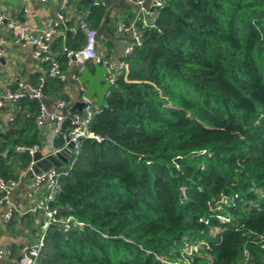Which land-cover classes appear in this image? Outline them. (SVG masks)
I'll use <instances>...</instances> for the list:
<instances>
[{
	"label": "trees",
	"instance_id": "trees-1",
	"mask_svg": "<svg viewBox=\"0 0 264 264\" xmlns=\"http://www.w3.org/2000/svg\"><path fill=\"white\" fill-rule=\"evenodd\" d=\"M80 4L96 30L104 7ZM161 4L91 117L100 139H83L60 177L54 204L81 225L48 226L36 264H264V0ZM82 41L77 29L65 46ZM48 83L62 84L45 79L42 96ZM22 101L33 127L39 103ZM19 135L1 139L3 180L15 177L5 158L29 161L12 146L34 135ZM198 240L208 248L180 254Z\"/></svg>",
	"mask_w": 264,
	"mask_h": 264
},
{
	"label": "crops",
	"instance_id": "crops-1",
	"mask_svg": "<svg viewBox=\"0 0 264 264\" xmlns=\"http://www.w3.org/2000/svg\"><path fill=\"white\" fill-rule=\"evenodd\" d=\"M143 1L144 7H147L150 0ZM60 2L61 0L45 2L33 0L28 3H23L21 0H0V10L5 17L0 25V39L3 40L0 44V94L6 90H15L18 82L25 86H35L38 76L46 69L45 63L32 57L34 49L32 46L14 41V32L9 28L10 21L23 22L35 30L45 29L56 22L48 53L51 56L57 55L61 47L65 46L70 37L76 33L77 20L88 10L80 4V0H68L63 10ZM23 7H26L25 12L22 11ZM104 9L105 14L101 23L103 31L95 42V50L109 63L117 64L123 56V47L130 41L129 33L119 31L118 25L132 18L137 12V7L134 0H107ZM60 13L61 21L56 19L57 14ZM82 65H87L89 70H92L91 62L68 64L65 61L62 69L66 78L61 81L60 89L53 90L49 83L46 85L41 103L47 111H53L55 100L60 98L65 101L67 115L80 112L78 102L83 99L84 84H80L77 77ZM73 73L76 75L75 78L71 77ZM11 111L14 113V118L12 121H7V114ZM31 114L33 109L30 101L5 103L0 108V143L2 137L9 133L14 138L20 134L19 137L23 139L30 138L33 134L35 143L42 146L47 130L45 127L38 128L35 124L31 127L26 122V118ZM8 147L9 145L0 155L4 156V150ZM4 160L13 170L17 186L10 194L12 215L7 222H2L1 216L8 205L0 203V248L10 249L8 256L0 257V264H17L21 247L38 240L40 236V227L43 224L41 215L37 212H24L39 199L40 192L33 188L31 174L26 170L27 164L21 167L19 159Z\"/></svg>",
	"mask_w": 264,
	"mask_h": 264
},
{
	"label": "built area",
	"instance_id": "built-area-1",
	"mask_svg": "<svg viewBox=\"0 0 264 264\" xmlns=\"http://www.w3.org/2000/svg\"><path fill=\"white\" fill-rule=\"evenodd\" d=\"M23 3H28L33 0H21ZM39 2H45L47 0H34ZM107 0H89L91 5L105 6ZM68 0H61L60 7L62 10L65 8ZM143 0H134L137 7V12L126 23L118 25V30L128 32L130 35V41L123 47V56L128 55L135 45L139 44L140 29L138 27L150 28L154 25L157 9L161 7V0H150L147 7H144ZM22 11H26V7L22 8ZM88 13L85 12L84 16L80 17L77 22V29H79L83 35V43L77 49H70L66 46H62L57 55H49L48 48L50 46L54 27L56 22H53L45 29L35 30L27 26L23 22L16 20L10 21L9 28L14 32V41L21 44H27L32 46V57L46 64L45 72L38 76L36 86H25L22 83H17L15 90H6L0 94V108L5 103H17L22 98L36 100L39 103L38 112L34 117V124L36 127H45L47 130L46 139L41 146L39 143H33L31 145H14L12 150L19 154H25L29 161L27 163V171L31 174L32 185L35 190L40 192V197L36 202L24 212H40L43 217V224L40 227V236L38 240L25 244L20 249V254L17 258V264H36V259L40 253V247L42 244V236L45 229L53 223H57L62 232H66L71 226H80L81 223L73 219L71 215L61 216L59 215V209L54 204L55 196L61 188L60 177L66 174L70 165L74 160V156L77 154L80 143L83 139L94 138L99 140L100 137L92 134L89 131V123L91 117L96 109L91 99H85L82 96L83 106L79 113L73 115L66 114V104L63 99H57L54 102V110L47 111L41 100L43 98L41 93V87L43 82L47 78H55L59 81H63L66 78L64 70L60 67L59 58H64L66 63L77 62L83 64L85 62L97 63L105 65L107 74L105 75V81L111 85L115 80L116 74L124 67L122 61L117 64H111L95 50L94 34L95 29L86 26L84 19ZM5 17L0 10V25L3 23ZM57 20H62V14H57ZM3 42L0 39V44ZM72 78L76 75L73 73ZM83 91V90H82ZM109 92V88L106 90V95ZM14 118L13 111L7 114L6 120L12 121ZM68 120V124L65 126V122ZM61 140L60 146H55V140ZM57 151H64L69 159L63 168L60 165L55 167L51 165L44 171L34 173L35 161L33 160L34 153L38 152L41 158H45L48 155H54ZM60 167V168H59ZM17 186V180L0 178V203L7 204V209L1 216L2 222H7L12 215V205L10 202V194ZM224 199L220 198L214 203L218 204L223 202ZM216 209L219 206H215ZM201 248H208V244L205 240L198 241H184L180 250L182 256H188L192 253H196ZM10 249L8 247L0 248V257L8 256ZM243 264V263H241Z\"/></svg>",
	"mask_w": 264,
	"mask_h": 264
},
{
	"label": "water",
	"instance_id": "water-1",
	"mask_svg": "<svg viewBox=\"0 0 264 264\" xmlns=\"http://www.w3.org/2000/svg\"><path fill=\"white\" fill-rule=\"evenodd\" d=\"M102 31L103 24L99 25L95 30V41L102 34ZM91 68L92 70H89L87 65H82L79 68L77 80L80 84H84L83 97L85 99H91L94 106L98 108L101 106L103 98L106 95L105 92L111 87V84L105 81V75L107 74L105 65L93 62L91 63ZM78 106L81 109L83 102H78ZM69 157V154L67 155L64 151H57L54 155H48L45 158H41L40 153L36 152L33 155V160L35 161L33 172L44 171L51 165L57 167L59 166L58 162L66 164Z\"/></svg>",
	"mask_w": 264,
	"mask_h": 264
},
{
	"label": "rangeland",
	"instance_id": "rangeland-1",
	"mask_svg": "<svg viewBox=\"0 0 264 264\" xmlns=\"http://www.w3.org/2000/svg\"><path fill=\"white\" fill-rule=\"evenodd\" d=\"M37 213H38L39 215H41L40 212H37ZM40 219H41V222H42V221H43V217L41 216ZM216 230H217L216 228H212V229H211V232H215Z\"/></svg>",
	"mask_w": 264,
	"mask_h": 264
}]
</instances>
